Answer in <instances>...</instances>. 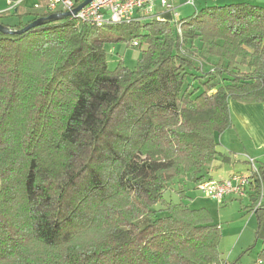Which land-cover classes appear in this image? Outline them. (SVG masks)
I'll return each instance as SVG.
<instances>
[{
  "label": "trees",
  "instance_id": "trees-1",
  "mask_svg": "<svg viewBox=\"0 0 264 264\" xmlns=\"http://www.w3.org/2000/svg\"><path fill=\"white\" fill-rule=\"evenodd\" d=\"M47 6L0 23L21 29L57 12ZM134 41L135 67L109 69L105 44ZM231 100L264 102L261 5L0 31V264H224L221 225L182 183L228 160L218 139ZM256 167L245 209L264 262V160ZM174 185L178 201L165 197Z\"/></svg>",
  "mask_w": 264,
  "mask_h": 264
},
{
  "label": "rangeland",
  "instance_id": "rangeland-1",
  "mask_svg": "<svg viewBox=\"0 0 264 264\" xmlns=\"http://www.w3.org/2000/svg\"><path fill=\"white\" fill-rule=\"evenodd\" d=\"M179 14L183 17L188 13L183 9L180 10ZM165 15L166 14L160 15L157 18H165ZM180 15L179 18L178 16L176 18L171 17L170 20L167 21L176 24L181 18ZM173 27L177 29V32L180 35L182 28H180L179 25H175ZM104 47L107 55L108 67L112 70L116 67L119 60L122 61L124 66L133 69L140 56L141 48L144 46L140 47L133 44L127 45L124 42H108ZM235 143L238 145L239 141L236 140L234 136H230V134H225L224 137L221 136L219 146L221 151H225V153L231 156V163L224 164L221 160L219 162L226 169L227 167H231L230 165L232 164H238L242 166V169H240L241 171H247L248 165L244 164L242 161L248 160L250 166V157H244V154L237 151V148L235 149L236 151H233L225 146V144L233 145ZM255 160L258 159H254V161ZM255 163L257 164L258 161ZM225 168L218 169L217 172H215V176L225 175ZM182 185L183 188L186 189L188 198H185V200L189 203V205L191 207H207L211 211L214 221L221 225L222 237L219 250L220 252L222 251L225 258L229 259V262H231L230 264H253L254 261L258 260L257 252L261 247V242L260 240L255 239L256 218L253 213L248 212L247 209H245V206L248 205L246 195H230L227 197L225 203H220L214 199L202 197V195L195 190L194 185L187 180L184 181ZM175 189L176 185H174L173 189H170L165 193V197L172 201H178V194L175 192ZM190 198L192 199L190 200Z\"/></svg>",
  "mask_w": 264,
  "mask_h": 264
},
{
  "label": "built area",
  "instance_id": "built-area-1",
  "mask_svg": "<svg viewBox=\"0 0 264 264\" xmlns=\"http://www.w3.org/2000/svg\"><path fill=\"white\" fill-rule=\"evenodd\" d=\"M82 0H48L50 11L66 12L72 11ZM177 3L181 5L195 6V0H91L85 4L71 18L77 22H86L95 26H105L108 24L123 21H142L159 17L156 11L158 8L163 13H168L172 18L178 16ZM38 6V4H36ZM133 45H137L134 41ZM250 175L233 173L224 180H204L196 184V189L203 196L222 202L224 197L229 194L237 196L245 195L251 176L258 174L255 161L249 158ZM263 201L261 195L258 204ZM255 264H264L258 258Z\"/></svg>",
  "mask_w": 264,
  "mask_h": 264
},
{
  "label": "crops",
  "instance_id": "crops-1",
  "mask_svg": "<svg viewBox=\"0 0 264 264\" xmlns=\"http://www.w3.org/2000/svg\"><path fill=\"white\" fill-rule=\"evenodd\" d=\"M236 2H249L252 4L261 5L264 7V0H195V6H188V5H181V3H177V11L180 13V10L187 11L188 14L191 12L198 10L200 8H203L205 6L214 5V4H229V3H236ZM36 4H40V0H0V12L10 10L15 11L16 7L19 5H22L24 8H34L36 7ZM160 15H165V18H159V20H170L171 16L168 13H163L159 10V8L156 10ZM191 11V12H190ZM190 12V13H189ZM178 14V18H179ZM187 15V14H186ZM185 16V15H184ZM182 17V15H180ZM24 19H27V16L23 17ZM14 19V20H13ZM158 19V18H156ZM10 22H16V18L12 17L10 18ZM229 112H230V119H231V126L228 127L226 130L222 132L220 135L218 142L220 144L221 136L224 137L225 134H230V136H234L236 140L239 141L238 145L237 143L230 145L225 144V146L228 149H231L233 151L241 152L244 154L245 157H250L251 159H258L255 161H261L264 160V102L261 103H241L238 101L231 100L229 102ZM218 144V149L220 152L225 154L228 157V160H222V159H216L213 162H211L208 165L207 172L205 174L204 179L205 180H224L227 179L229 176H231L233 173H242L246 175H250L251 172L249 166L248 160L242 161L244 164H247V171L240 170L242 169L241 165L238 164H232L231 167H225L222 166V164L219 162L220 160L224 164H230L231 163V156L225 153V151H221V148ZM223 147V146H222ZM226 166V165H225ZM226 171L225 175L221 176H215V172H217L218 169H224ZM218 177V178H216ZM195 190L199 192L196 189V185L194 186ZM263 192H264V186H263ZM200 195H202L200 193ZM237 196L234 194H229L224 197L223 201L221 203H225L228 196ZM247 196V194H245ZM202 197H205L202 195ZM207 198V197H206ZM192 198H190L191 200ZM248 199V197H247ZM249 203V201H248ZM205 207V206H204ZM221 258L224 261V264H230L229 259L225 258L222 251L220 252ZM255 264V261L253 262Z\"/></svg>",
  "mask_w": 264,
  "mask_h": 264
},
{
  "label": "water",
  "instance_id": "water-1",
  "mask_svg": "<svg viewBox=\"0 0 264 264\" xmlns=\"http://www.w3.org/2000/svg\"><path fill=\"white\" fill-rule=\"evenodd\" d=\"M91 0H82L80 3H78V5L76 7H74L72 9V11H66V12H55L50 14L47 17H41V18H37L33 21H31L30 23H28L27 25H25L23 28L21 29H17V30H11L8 26L3 25L0 23V31L3 33H9V34H20L22 32H25L26 30L33 28L35 26H39L45 22H49V21H54L57 19H62L64 17H70L71 14H75L78 10H80L85 4L89 3Z\"/></svg>",
  "mask_w": 264,
  "mask_h": 264
}]
</instances>
